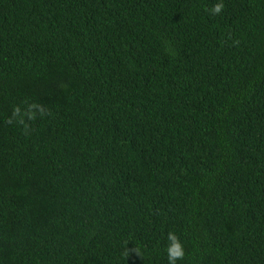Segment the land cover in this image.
Returning <instances> with one entry per match:
<instances>
[{
    "label": "trees",
    "instance_id": "trees-1",
    "mask_svg": "<svg viewBox=\"0 0 264 264\" xmlns=\"http://www.w3.org/2000/svg\"><path fill=\"white\" fill-rule=\"evenodd\" d=\"M0 0V264H264V0Z\"/></svg>",
    "mask_w": 264,
    "mask_h": 264
},
{
    "label": "clouds",
    "instance_id": "clouds-1",
    "mask_svg": "<svg viewBox=\"0 0 264 264\" xmlns=\"http://www.w3.org/2000/svg\"><path fill=\"white\" fill-rule=\"evenodd\" d=\"M224 8L223 0L217 2L209 9L211 15H218ZM165 253L167 257V264H178L185 256V250L180 238L174 232H168Z\"/></svg>",
    "mask_w": 264,
    "mask_h": 264
}]
</instances>
